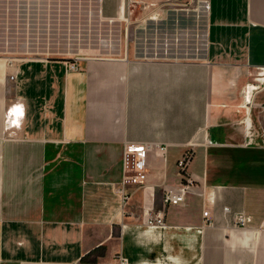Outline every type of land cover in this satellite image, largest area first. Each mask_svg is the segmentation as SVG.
Returning <instances> with one entry per match:
<instances>
[{"label":"crops","instance_id":"0c3cea01","mask_svg":"<svg viewBox=\"0 0 264 264\" xmlns=\"http://www.w3.org/2000/svg\"><path fill=\"white\" fill-rule=\"evenodd\" d=\"M184 4L0 0V264H264V0H205L191 49Z\"/></svg>","mask_w":264,"mask_h":264},{"label":"built area","instance_id":"2783aa9c","mask_svg":"<svg viewBox=\"0 0 264 264\" xmlns=\"http://www.w3.org/2000/svg\"><path fill=\"white\" fill-rule=\"evenodd\" d=\"M69 69H76L74 63L68 64ZM14 78V76H11ZM150 151V144H141L129 142L125 144L123 152L124 178L122 186L118 189L121 194L122 201L126 202L129 199V192L127 186L131 184L140 185L147 181L148 172V154ZM194 156L193 149H187L177 161V168L181 180L176 184L164 185V202L166 204L178 205L184 202L186 193L190 186L194 183V177L189 171L190 163ZM228 210V207H225ZM206 218L208 217V210L204 211ZM237 222L244 226L246 224V216L244 212L238 213ZM147 221L149 223H164L163 216H150ZM120 264H132L127 258L122 257Z\"/></svg>","mask_w":264,"mask_h":264},{"label":"rangeland","instance_id":"374dc122","mask_svg":"<svg viewBox=\"0 0 264 264\" xmlns=\"http://www.w3.org/2000/svg\"><path fill=\"white\" fill-rule=\"evenodd\" d=\"M184 3H186L183 5V7H186V11L182 13L179 19H172L170 22L173 28V41L178 37L175 29L181 28L188 34L191 49L192 43L198 39L196 33H201L205 29V0H184Z\"/></svg>","mask_w":264,"mask_h":264},{"label":"trees","instance_id":"16d2710c","mask_svg":"<svg viewBox=\"0 0 264 264\" xmlns=\"http://www.w3.org/2000/svg\"><path fill=\"white\" fill-rule=\"evenodd\" d=\"M107 250L106 245H100L86 253L85 255L82 256L81 260L83 262H96L98 256H103L105 255Z\"/></svg>","mask_w":264,"mask_h":264}]
</instances>
